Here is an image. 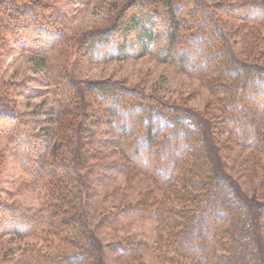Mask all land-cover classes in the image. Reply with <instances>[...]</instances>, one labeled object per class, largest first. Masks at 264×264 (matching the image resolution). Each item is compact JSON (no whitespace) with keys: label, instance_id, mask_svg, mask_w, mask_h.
Segmentation results:
<instances>
[{"label":"trees","instance_id":"trees-1","mask_svg":"<svg viewBox=\"0 0 264 264\" xmlns=\"http://www.w3.org/2000/svg\"><path fill=\"white\" fill-rule=\"evenodd\" d=\"M224 8L234 19L264 27V0ZM210 9L200 0H132L110 30L85 35L79 49L96 62L152 54L195 76L212 88L218 111L212 123L204 124L186 108L169 105L155 95L113 82L88 84L84 93L90 101L83 91L73 100L78 89L66 75L72 92L59 96L62 108L53 121L75 114L76 109L83 117L90 112L94 121L100 118L98 109L105 115L106 128L119 138L122 165L147 174L154 185L147 191L154 195L151 200L117 213L153 217L155 247L165 254V264H264V205L254 210L236 184L214 170L220 151H226L224 157L229 159L235 150L254 149L264 164V66L237 58ZM59 16L52 6L38 0H0V30L11 33L16 43L39 57L66 39ZM12 87L0 84V134L13 143L24 169L36 175L50 200L31 213L0 199V232L22 236L36 227L38 233L53 231L62 242L80 250L48 253L40 264H99L101 249L90 236L86 217L77 211L78 198L88 188L77 172L79 162L85 160L73 157V149L67 156L64 144L53 142L48 130L34 133L39 122L16 110L11 97L18 94ZM70 103L75 104L74 112L63 107ZM92 132L97 130L87 135L94 137ZM223 132L225 138H213ZM38 144L40 149L33 152ZM156 188H163L162 193L157 194ZM109 248L118 253V260H136L150 246L130 235Z\"/></svg>","mask_w":264,"mask_h":264},{"label":"rangeland","instance_id":"rangeland-1","mask_svg":"<svg viewBox=\"0 0 264 264\" xmlns=\"http://www.w3.org/2000/svg\"><path fill=\"white\" fill-rule=\"evenodd\" d=\"M38 1L52 6L60 15L61 30L66 39L45 56L39 57L16 43L11 33L0 30V84L10 83L18 94L11 97L16 110L28 114L26 117L31 121L39 122L34 133L42 134L48 130L54 137L53 142L64 144L63 151L67 152V156L73 149V157L80 155L85 160L79 162L77 172L82 174L88 188L84 189L81 199L78 198L77 211L86 217L92 229L90 236L93 235V242L101 249L97 262L165 264L164 253L161 254L155 247L157 224L153 217L148 213L128 217L117 213L142 200H151L154 195L147 191L154 185L147 174L129 171L122 165L119 138L106 128L105 115L94 108L98 109L96 114L100 117L97 121L93 120L90 112H85L88 114L83 117L81 110L77 112L79 109L75 114L62 116L59 122H54L53 116L62 108L59 96L63 98L65 91L72 92L65 75L78 89L74 91L73 100L82 91L86 92L88 84L113 82L124 89L155 95L169 105L186 108L200 117L204 124L212 123L218 114L212 88L152 54L104 62L87 59V54L79 49L82 37L110 30L132 0ZM200 1L208 9H214L217 24L224 28L237 58L264 66V27L234 19L224 8L229 4L252 0ZM89 99L86 96V100ZM74 105L70 103L63 107L74 112ZM91 130H97L92 132L96 137L87 135ZM209 137L212 138L211 135ZM225 137V132L219 137L213 135L215 140ZM40 145L34 147L33 152L39 150ZM213 148L215 146H212L215 156ZM225 153L220 151L222 158H216L214 170L219 176L227 177L230 183L234 182L246 203L257 211L260 205H264V187L260 183L264 164L258 160L260 153L250 148L238 149L229 159L224 157ZM34 176L24 169L13 143L5 134H0V199L31 213L42 209L50 197L46 187ZM162 189L156 188L157 194H161ZM59 216L55 219L59 220ZM54 225L57 227V224ZM35 230L36 227L30 234L22 236L0 232V264H40V258L48 253L80 252L78 247L62 242L58 234H51L53 231L43 235ZM130 235L146 242L150 249L140 252L139 259L118 260V253L111 251L109 245Z\"/></svg>","mask_w":264,"mask_h":264}]
</instances>
